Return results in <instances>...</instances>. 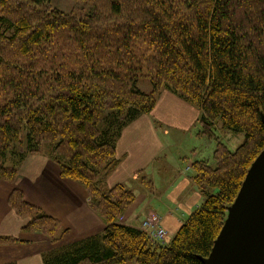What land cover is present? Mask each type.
I'll list each match as a JSON object with an SVG mask.
<instances>
[{
    "label": "trees",
    "instance_id": "obj_1",
    "mask_svg": "<svg viewBox=\"0 0 264 264\" xmlns=\"http://www.w3.org/2000/svg\"><path fill=\"white\" fill-rule=\"evenodd\" d=\"M49 1L31 0L32 10L0 0V179L14 181L25 157L51 143L59 173L85 187L106 227L46 253L44 264H204L264 149V0H86L92 10L80 17ZM165 88L200 106V135L216 143L214 166L192 163L203 203L167 245L118 223L136 194L103 183L120 130L150 113ZM217 123L244 135L236 149L220 140ZM10 154L19 156L14 165ZM8 199L28 217L22 231L51 244L66 236L19 189ZM14 242L0 236V244Z\"/></svg>",
    "mask_w": 264,
    "mask_h": 264
},
{
    "label": "crops",
    "instance_id": "obj_2",
    "mask_svg": "<svg viewBox=\"0 0 264 264\" xmlns=\"http://www.w3.org/2000/svg\"><path fill=\"white\" fill-rule=\"evenodd\" d=\"M150 113H143L124 126L114 141L116 164L103 179L106 188L126 185L135 201L118 223L141 229L149 215L171 240L183 222L203 203L194 179V161L213 157L215 142L200 135L202 109L165 88L156 95ZM19 189L25 201L59 221L66 236L55 244L38 231L24 232L28 222L9 204ZM85 187L59 173L52 154H28L14 181L0 179V236L18 242L0 244V264H44V255L80 240L101 234L106 223L89 206Z\"/></svg>",
    "mask_w": 264,
    "mask_h": 264
},
{
    "label": "water",
    "instance_id": "obj_3",
    "mask_svg": "<svg viewBox=\"0 0 264 264\" xmlns=\"http://www.w3.org/2000/svg\"><path fill=\"white\" fill-rule=\"evenodd\" d=\"M245 177L204 264H264V149Z\"/></svg>",
    "mask_w": 264,
    "mask_h": 264
},
{
    "label": "rangeland",
    "instance_id": "obj_4",
    "mask_svg": "<svg viewBox=\"0 0 264 264\" xmlns=\"http://www.w3.org/2000/svg\"><path fill=\"white\" fill-rule=\"evenodd\" d=\"M23 3L24 5H26V7L28 9H32L36 8L34 6V4H32L31 0H12V4L13 5H19ZM50 9H58L66 14H74L75 16L80 17L81 15H88V13L91 12L92 10V4H90L89 2H87L86 0H50L49 4L46 6ZM0 30H3L2 27H0ZM139 87L145 91H150L151 87H149L147 80H141V82L139 83ZM109 111H107L106 115L109 117H111V114L108 113ZM115 113V112H114ZM106 126V124H101V128H104ZM116 130V128H115ZM216 133L218 134V136L220 137V140L228 145V148L230 150H234L238 147L239 144L242 143L243 139H244V135L242 133H231V132H225L220 128L219 123H217V125L215 126V130ZM25 136L26 133H24V138H23V143L21 144H17L15 145V150L19 152V154L21 155V153L26 152V140H25ZM53 145L50 143H44L42 145V149L51 154L52 153V149ZM12 154V153H11ZM9 157H7L6 159V164L9 165H14L16 160L19 158L18 155L14 156L11 155ZM209 163L211 165H215L214 159L213 157L210 159ZM196 183V182H195ZM197 185V184H196ZM198 187V186H197ZM199 189V188H198ZM141 227V226H140ZM169 237V233L167 231V235L165 240H156V239H152L154 241H157L158 243H161L163 245H167L171 240L168 238Z\"/></svg>",
    "mask_w": 264,
    "mask_h": 264
},
{
    "label": "built area",
    "instance_id": "obj_5",
    "mask_svg": "<svg viewBox=\"0 0 264 264\" xmlns=\"http://www.w3.org/2000/svg\"><path fill=\"white\" fill-rule=\"evenodd\" d=\"M141 228L152 239L165 240L167 230L160 224V217L149 215L141 222Z\"/></svg>",
    "mask_w": 264,
    "mask_h": 264
}]
</instances>
